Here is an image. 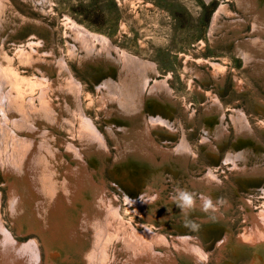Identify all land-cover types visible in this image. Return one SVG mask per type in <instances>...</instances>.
Returning <instances> with one entry per match:
<instances>
[{
    "label": "rangeland",
    "instance_id": "obj_1",
    "mask_svg": "<svg viewBox=\"0 0 264 264\" xmlns=\"http://www.w3.org/2000/svg\"><path fill=\"white\" fill-rule=\"evenodd\" d=\"M222 1H225L231 10H238L236 0H1L4 3L0 5V79L3 73L6 74L5 71L13 77L10 82L8 81L10 79L2 80L5 86L1 91H10L13 96H18L17 90L25 91L26 104L30 103L29 99L32 98L35 104L32 106L39 107L38 96L41 90L33 83L42 79V72L50 79H57L58 67L53 63V59L55 55H65L70 71L82 84L84 112L94 120L98 130L105 131L106 125L101 112L95 105L97 102L95 87L106 78L104 67L105 64L109 65V59L105 56L93 63L88 57L71 56L69 45L72 39L68 32L66 33L65 25L67 17L88 30L103 35L118 50H126L129 54L152 61L158 75L171 74L169 84L174 97V106L170 107L172 108L171 113L169 111L161 113L171 121V124L176 125L175 129H178L177 125H179V130L180 126L181 129L183 128L192 151H195L193 154L196 162L190 158L183 161L174 155L172 159L176 158L175 161L160 163L161 160L158 157L153 165L142 162L140 166H137V168L140 167L139 176H137L139 187L126 183L124 178L116 175L113 170L115 166L113 156L103 155L101 159L88 160V163L96 179L105 180L104 186L107 187L105 194L109 195V198L114 197L113 203H118L116 204L118 211L123 221L129 226L140 232H144L146 226L151 230L149 234L156 238H158L157 233L169 240L180 234H187L191 235L194 241L202 243L208 253V258L204 262L190 264H230V261L232 264H246L249 262L253 254L240 240V236L246 228L251 227V213L264 212V195L262 191H259L264 186V174L257 177L239 175L232 164L225 163V156L229 150L240 151L244 147L247 148L246 142L235 144L236 134L232 123L228 126L227 136L217 143L219 151L216 155L210 153L201 143V138L205 135L204 127L208 124L203 105L209 98L205 97L200 88L217 95L227 115L232 107L240 108L246 113L252 128L260 139L258 149L264 153V106L259 100L260 98L264 101V86L255 77L253 70L246 66L235 44L230 43V33L225 37L219 33L213 36L209 34L212 15ZM32 42H37L35 46L37 48L38 45L40 52L37 53L31 49ZM52 49L54 52H51ZM28 51L34 55L35 60L28 59L32 57L26 54ZM204 60L208 61L203 62ZM100 61L102 63L99 64ZM210 62H217L223 67L222 75L220 73L214 75ZM196 69L204 73V79H200L193 73ZM61 72L65 73L63 70ZM109 74L118 80L114 72ZM220 75L222 82H218ZM237 82H240L241 86ZM65 88L72 90L70 86ZM48 91L50 90L46 92ZM49 94L52 99L51 103L54 108L56 107V117L62 121L61 126L50 122L46 115L39 120H34L30 114L26 117H30V125L29 120L26 119L17 124V128L10 124L6 126L2 122L3 117L0 113L1 124L9 128L3 133L0 132V221L20 242L27 243L30 239L36 240L40 249L38 264H46L48 254L44 249L41 236L29 230L27 225L24 224L22 227L17 224L10 215L9 186H7L5 172L13 151L20 149L19 143L21 142L17 138L19 136L36 140L40 148L43 143L48 145L51 151L43 154L42 159L45 158L49 163L46 157H52L51 163L53 170L57 173V183L62 181L63 176L70 174L69 164H75L76 157L74 152L69 153L65 144L72 139L77 145L79 142L75 139L76 133H73L66 122L71 117L69 110L58 109L56 91H50ZM90 94L94 99H90ZM66 96L69 102L73 103V95L67 93ZM20 99L23 100V96ZM210 106L215 107L211 104ZM115 123L118 122L115 121ZM152 133L155 140L174 144L183 131L170 133L168 128L164 127L155 128ZM105 135L114 155L117 152L114 141L107 133ZM253 148L256 149L255 146ZM256 159L254 155L252 160ZM78 162L76 161L77 164ZM207 166L215 168L216 175L221 179L218 187L211 194V207L206 210H200L194 206L186 208L178 197L189 199L188 194L184 193L187 192L191 193L195 199L199 198V189L193 188L190 178L192 176L202 177L203 175L199 173L202 171L204 173ZM157 172L163 173L164 180L153 181ZM197 173L198 175H193ZM41 177L43 182H48L44 175ZM147 184H152L149 191L151 193L154 191V194L158 191L159 197L146 206L147 212L139 208L141 215L133 210L134 206L128 205L123 200L124 197L121 196L119 199L114 196V192L118 195L117 189L121 188L120 192L125 191L130 196L139 197L140 192L150 186ZM154 188L157 189L154 190ZM190 190L193 191L190 192ZM91 195V193L88 194V198H92ZM244 200L250 204L249 207ZM221 202L228 205L224 206ZM45 207L46 203L43 213L51 214V211ZM92 208L94 207L90 208L91 213ZM222 208L225 211L221 210ZM80 209L82 208L78 202L70 211L75 215ZM163 209L167 212L161 213ZM43 222L49 223L47 220ZM74 222L77 225V231L73 235L76 239L79 238V243L69 240L66 236L62 240V247L66 253L56 248L54 249L56 251L51 253L54 264H86L82 253H92L96 249L93 228L85 227L84 231H80V222L78 220ZM116 242H113L114 245L108 243L106 249L109 256L114 255L117 261H111L109 257L103 264H112V262L119 264L125 261L128 251ZM155 248L161 251L160 254L167 251L160 247ZM171 248L169 251L171 259L168 258L166 263L171 260L174 264H185L174 247Z\"/></svg>",
    "mask_w": 264,
    "mask_h": 264
},
{
    "label": "bare ground",
    "instance_id": "obj_2",
    "mask_svg": "<svg viewBox=\"0 0 264 264\" xmlns=\"http://www.w3.org/2000/svg\"><path fill=\"white\" fill-rule=\"evenodd\" d=\"M236 1L238 10H231L225 1L219 3L211 18L209 34L213 36L219 33L225 37L230 33V43L235 44L246 66L253 70L255 77L264 86V0ZM1 3L4 2L0 0V5ZM65 25L67 28L66 33L68 32L69 37L72 39V43L69 45L71 46V56L88 57L93 63L105 56L109 59V65L105 64L104 67L106 78L95 87L97 93L95 105L101 112L106 125L105 131L98 130L94 120L84 112L82 84L70 71L65 55H55L53 59V63L57 64L58 67L57 79H50L42 72V79L33 83L41 90L38 96L39 107L32 106L35 105L32 98L29 99L30 103L26 104L24 100L25 91L17 90L18 96H13L10 91H1L5 86L2 80L10 79L8 80L10 82L13 79L11 74L5 71L6 74L3 73L0 79V91L2 92H0V113L3 117V119L1 118L3 124L16 126L27 119L30 125V117L26 118L30 114L34 120H39L46 115L50 122L61 126L62 121L56 117V107L54 108L51 103L52 99L49 97L50 91H56L58 93L56 94L58 96V109L61 111L64 109L69 110L71 117L66 122H68L73 133H76L75 139L79 142V145H77L72 139L68 144H65L69 153L74 152L79 165L76 161L75 164L77 165L74 163L69 164L71 166L70 174L63 176L62 181L57 183V173L53 170L54 167L51 163L52 157H46L49 159V163L45 158L42 159L43 154L51 151L48 145L43 143L40 148L39 143L35 142L36 140L17 136L21 142L19 143L20 149L13 151L10 161L7 162L5 172L7 186H9L8 206L10 215L17 224L22 225V227L25 224L29 230H33L41 236L44 249L48 254L46 264H54L51 253L56 251L55 248L66 253L62 247V240L66 236L69 240L79 243V238L76 239L73 235L77 231L75 220L80 222V231H84L85 227H92L94 230L93 240L96 249L92 253H82V258L85 257L86 264H103L110 257L106 246L114 241L119 242L128 251L125 261L119 264H174L171 260L166 263L168 258L171 259V252L169 251H171L172 246L183 263L204 262L208 258V253L202 243L194 241L195 239L191 235L180 234V236L169 240V238L167 239L157 233L158 238H156L149 234L150 228L145 226V231L140 232L124 222L117 208L118 203H116L117 205L113 203L114 197L109 198V195L105 194L107 190V187L104 186L105 180L98 178V181L88 163V160L101 159L103 155L105 157L108 155L113 156L115 164L113 170L116 175L119 178H124L123 180L126 183L139 187L137 176H139L140 167L137 168V166H140L142 162L153 165L158 157L161 160L160 163L175 161L176 158L173 157L172 159L173 155L178 156L183 161L188 158L196 160L193 154L195 151H192L183 128L181 129L180 126L179 130V125H177L178 129H175L176 125L171 124V121L161 113L163 111L171 113L172 108L170 107L174 106V97L169 84L171 74L158 75L152 61L129 54L126 50H118L103 35L88 30L69 17H67ZM247 25L249 26L246 28ZM36 44L37 42H32L30 47L38 53L40 49H38V45L36 48ZM52 50L51 52H54V49ZM26 54L32 56L28 59L35 60L34 55L29 51ZM48 56L50 57V55ZM205 61L208 60L203 62ZM210 64L213 67L214 75L223 72V67L219 63L210 62ZM112 72L116 74L118 80L115 79L116 77H112V74H109ZM193 73L200 79L205 77L200 70L196 69ZM221 75L218 77V82H222ZM237 84L241 86L240 82H237ZM68 86L72 90L65 88ZM47 90L50 91L46 92ZM200 90L205 97L209 98L203 105L208 124L204 127L205 135L202 136L201 143L210 153L216 155L219 151L217 143L227 136L228 126L232 123L236 134L235 144L246 142L247 148L244 147L240 151L236 149L229 150L225 156V163L227 165L232 164L239 175L262 176L264 174V153L258 149L260 139L252 128L246 113L240 108L232 107L230 108L231 112L227 115L217 95L210 91L206 92L201 88ZM67 93L73 95V103L69 102L66 96ZM22 96L23 100L20 99ZM89 96L91 99L92 95ZM259 100L264 106V101L260 98ZM210 104L215 107L213 108ZM115 121L118 123L114 124ZM164 127H167L170 133L176 131H183V133L179 135V139L174 144H169L168 141L155 140L152 130ZM28 128L30 129L29 126ZM6 129L9 128L4 127L0 122V132L3 133ZM14 133L16 132L14 131ZM105 133L114 141L117 150L114 155L108 146ZM254 155L257 158L256 160H252ZM184 165L186 164L184 163ZM204 165L203 167H205ZM205 169L204 173L199 170V174L203 175L202 177L192 176L190 178L192 179L191 185H193V188L195 190L199 189V198L195 199L191 196V193L187 192L184 193L188 194L189 199L178 197L186 208L194 206L200 210H206L211 207V194L218 187L221 179L216 175L215 168L207 166ZM42 175L48 179V182L42 181ZM193 175H198V173ZM160 179L164 180L163 173L157 172V176L153 178V181H160ZM147 185L150 186L145 187L146 189L144 188L140 192L139 197L130 196L125 191L120 192L121 188L117 189L119 191L118 195L113 191L114 196L115 198L119 197V199L121 196L124 197L122 199L128 205L134 206L133 210L141 215L139 208H143V211L147 212L146 206L159 197L158 191H155V194L154 191L153 193L149 191L152 184ZM192 191L190 190V192ZM259 191H262L264 195V186ZM90 193L92 198H88ZM212 201L214 202V200ZM244 201L249 207L250 204L247 200ZM78 202L82 209L79 210L78 214H75V217L70 209H73ZM45 203V208H48L51 214L43 213ZM225 204L223 203L224 206ZM92 206L94 208H92L93 212L91 213L90 208ZM214 207L212 208L214 209ZM223 208L221 210H224ZM215 210L217 211V209ZM166 212V209L161 211V213ZM53 217L57 220H54ZM251 217V227L246 228L240 236V240L254 255L246 264H264V212L251 213ZM44 220L49 221V223L43 222ZM155 247L167 251L160 254L161 251H157ZM38 259H40V249L36 240L30 239L27 243L20 242L12 236L0 221V264H38ZM109 259L117 261L114 255ZM115 262H112V264ZM230 264H232L231 261Z\"/></svg>",
    "mask_w": 264,
    "mask_h": 264
}]
</instances>
